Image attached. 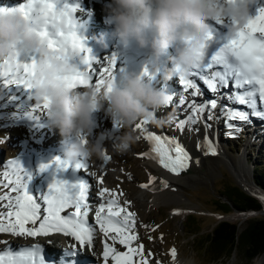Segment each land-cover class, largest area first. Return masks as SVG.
<instances>
[{
	"label": "snow or ice",
	"instance_id": "obj_1",
	"mask_svg": "<svg viewBox=\"0 0 264 264\" xmlns=\"http://www.w3.org/2000/svg\"><path fill=\"white\" fill-rule=\"evenodd\" d=\"M57 2L60 3V0ZM228 2L231 3L233 0ZM11 9H18L25 16H31L41 27L39 34L47 41L50 48L72 50L81 55V67L71 78V87L78 89H80L78 86L84 89L95 87L100 90L106 78L114 79L116 63L114 57L107 59L106 63L97 60L76 32L49 33L46 27L50 23L48 17L54 13V4L51 0H27L26 4L11 7ZM63 9V15L66 18L74 19L73 6L65 3ZM225 23L227 21H217V25L221 27L213 28L208 37L203 58L196 66L178 65L176 67L179 85L182 86L184 93L191 90L190 94L193 97L203 96L204 93L200 87V84H203L212 94L201 103L193 100L188 105L191 109L189 115L183 120L177 119L176 127L181 131L186 125H195L201 119L204 120L205 130H207L211 127L207 121L214 118L218 107L222 109L226 117L225 124L232 138H236V134L242 131L245 125L251 123L253 117L264 119V0H257L255 15L234 36L229 37L223 34ZM210 49L213 50L210 51ZM209 56L210 59L207 58ZM36 64L35 55L21 53H17L9 60L0 61L2 86L7 89L15 85L18 90H27L28 99L31 100L33 94L30 77ZM95 64H100V67L96 68ZM94 73H98L95 83H93ZM16 99L15 96L10 97L11 101ZM222 99H227L229 104H221ZM185 102L186 97L181 94L179 103L184 105ZM46 108V102H37L32 111H24L22 118L35 122L38 119L34 115L35 110H46ZM152 121L154 120L151 118H143L135 125L136 129L144 134V138L152 143L151 152L155 153V157L152 158L157 159L158 163L172 174L179 175L182 171H186L192 159L189 153L175 138L162 137L146 131L145 126ZM114 126L119 127L118 124ZM204 144L206 154H217L213 142L207 135L204 138ZM140 155L151 156V153ZM110 160L111 156L106 152L102 160L103 164L106 165ZM53 167H55V173L50 174L51 182L48 184L47 194L42 197V203L38 202L30 191L29 185L34 175L32 172L21 166L16 169L15 180L8 178V172L4 173L7 179L3 186L17 195L11 197L5 193L0 196V200L8 202L5 206L9 208L7 213H0V233L26 235L32 238L58 233L73 238L81 248L94 249V234L97 229L88 223V216L92 211L88 204L90 185L82 177L71 180L60 178V173L68 172L69 169L74 173L81 169L87 171L89 167L87 158L75 163L57 158L54 164L41 165L39 171L45 172ZM21 172L23 175L20 174ZM92 175L95 176V173ZM155 179L156 177L150 176L149 184ZM161 182L167 187L166 181ZM97 183L103 185V175L98 178ZM148 186L141 185L142 188ZM97 195L102 202L95 210V225L105 238L102 242L103 264H151L148 259L151 253L146 254L142 244L132 246L133 242L139 239L135 231V213L130 212L128 207L121 206L116 199L119 194L110 189L101 187ZM106 196L107 199H105ZM261 200L264 201V196H261ZM125 204L130 202L126 201ZM174 214L178 213L174 212ZM28 224L33 227H26ZM144 227L148 226L144 225ZM109 239L112 241L111 244L108 243ZM0 243L6 242L0 241ZM115 244L123 246L126 251H118L114 247ZM75 248L76 245H72V255H75ZM170 255L175 264L177 255L175 248L170 250ZM36 257L35 247L30 246L20 251L9 248L0 252V264H44L43 257L39 259V262Z\"/></svg>",
	"mask_w": 264,
	"mask_h": 264
},
{
	"label": "clouds",
	"instance_id": "obj_2",
	"mask_svg": "<svg viewBox=\"0 0 264 264\" xmlns=\"http://www.w3.org/2000/svg\"><path fill=\"white\" fill-rule=\"evenodd\" d=\"M51 2L54 13L48 17L49 33H77L75 19L63 15L57 0ZM106 7V23L114 26L111 37L125 50L133 46L146 50L148 57L144 70L124 71L119 81L108 77L100 90L71 87V78L81 67V55L50 48L31 16L0 7V61L17 53L37 57L30 77L32 94L37 102L47 103L48 126L59 130L62 158L72 163L85 157L103 160L109 148L117 154L129 152L138 140V120L170 122L159 113L171 105L174 93L155 82L164 73L170 50L177 51V66H196L217 21H227L223 34L234 36L255 15L257 0H111ZM93 39L103 48L109 47L108 35ZM175 75L176 68L168 78ZM99 111L119 125L116 133L105 131L93 138Z\"/></svg>",
	"mask_w": 264,
	"mask_h": 264
},
{
	"label": "rangeland",
	"instance_id": "obj_3",
	"mask_svg": "<svg viewBox=\"0 0 264 264\" xmlns=\"http://www.w3.org/2000/svg\"><path fill=\"white\" fill-rule=\"evenodd\" d=\"M0 1L4 2V0ZM110 2L111 0H108V3L105 1V5H100L107 6ZM173 93L174 100L171 103V110L166 111L169 106L163 110L165 114L159 113L162 117L168 118L170 122L160 124L152 121L146 125V130L150 132V129L153 128L157 134L172 136L177 141L179 139L183 147L187 146L186 150L192 158L187 172H181L177 180L170 182L167 177L161 176L162 173L159 170L153 169L151 171L150 165L140 155L144 153L146 147H149L147 146L149 141L144 138L143 133L137 130L136 135L141 141L140 143L137 140L131 150L125 154L114 153L109 148L107 153L111 156V160L108 162L109 164H104L105 170L102 169L104 165H102L101 159L95 157L89 159L90 162L87 161L88 165L90 164L89 173L93 178L95 177L92 173L103 175L102 187L118 193L116 198L119 204L128 207L130 212L135 213V231L138 233L139 239L134 241L132 246L136 247L142 244L144 252L146 254L151 253V256H148L151 264H157V262L159 264L170 263L172 261L170 250L173 248L176 250L177 258L189 260L191 264H261V262L264 264V258L260 259L264 255L250 262L245 261L240 255H232L228 260L221 258L220 261L214 262L209 259L208 255L203 254V249H200L199 246L201 235L211 230L215 218H219L218 215H215V218L212 217L209 212L215 210L209 205L214 195H218V191L226 182L240 186L233 170L236 169L238 173H241L240 166H244L246 169V171L244 169V175L248 176L250 182L252 181L253 169L249 159L264 151V119L253 117L251 123L245 125L243 130L236 134V138H232L228 134L230 130L225 124L226 117L222 109L218 107L215 110L214 118L207 121L211 125L207 131H205L203 119L195 125H186L181 131L176 127L177 119L183 120L189 115L191 109L188 105L193 100L201 103L210 96L205 98L198 96L199 99L197 100V98L194 99L181 90ZM181 94L186 97L184 105L179 103ZM11 96H15L17 99L11 101ZM28 100L27 90H18L15 85L6 89L0 80V121H2L0 122V196L5 193L11 197L17 195V193L11 192L9 188L3 186L7 179L4 173L8 172V178L15 180L16 169L23 166L34 174L29 185L30 191L38 202L41 201L42 203L43 195L48 192L51 177L39 171L40 166H38L37 159L31 152L35 150L36 144L43 145L54 141L55 138L46 129V125H48L46 110H35L34 115L38 118L35 122L22 118L24 111H32L37 103V101L30 102ZM221 104L228 105L229 101L223 99ZM95 118L97 127L94 130L93 138L102 132L110 131L111 125H114L112 119L104 111L97 112ZM112 129L118 131L116 127ZM206 135L213 142L217 151L216 155L206 154V145L204 144ZM198 145L201 146L198 147ZM194 149L198 154L193 152ZM256 149H258V153H256ZM252 150L255 152H251ZM28 154H32L31 164L25 163V161L29 162L30 160ZM106 170L109 171L106 172ZM20 174L23 175L22 172ZM150 176L156 177L151 184H149ZM161 181H166L167 187ZM141 185L149 186L142 188ZM240 188L242 189L241 186ZM126 201L130 204H125ZM7 203L5 200H0V213L9 211V208L5 206ZM174 212L178 214H174ZM262 212L264 213V211ZM190 214L192 215L189 219L196 222L195 226H190L187 221ZM243 214L246 216L238 215L236 218L245 219L256 213L249 211ZM12 219L14 220V217ZM144 225L148 227H144ZM26 227L33 226L28 224ZM194 229L202 230L201 235L197 234L193 238L194 235H191V231ZM31 238L26 235L15 236L0 233V241L6 242L0 243V251L9 245H13L17 249L22 244L29 243ZM98 241L99 238L96 240L98 249L95 251V257L97 256L98 263L102 264L99 257L101 255L100 241ZM109 241L112 243L110 239ZM114 246L118 251L124 248L119 244ZM9 247L12 248V246Z\"/></svg>",
	"mask_w": 264,
	"mask_h": 264
},
{
	"label": "trees",
	"instance_id": "obj_4",
	"mask_svg": "<svg viewBox=\"0 0 264 264\" xmlns=\"http://www.w3.org/2000/svg\"><path fill=\"white\" fill-rule=\"evenodd\" d=\"M249 160L253 169V182H251L264 194V151ZM218 192V195H214L209 203L215 208L214 211H209L211 216L214 218L215 215L219 216L212 223L211 230L202 235L200 229L191 231L193 238L197 234L202 236L199 246L203 249V254L208 255L209 259L214 262L220 261L221 258L228 260L232 255H240L245 261L250 262L264 255V213L262 212L264 204L231 182L223 184ZM249 211L256 214L244 220L233 217L238 212ZM191 215H188L187 221L190 226H195L196 222L189 219Z\"/></svg>",
	"mask_w": 264,
	"mask_h": 264
},
{
	"label": "bare ground",
	"instance_id": "obj_5",
	"mask_svg": "<svg viewBox=\"0 0 264 264\" xmlns=\"http://www.w3.org/2000/svg\"><path fill=\"white\" fill-rule=\"evenodd\" d=\"M7 0H4V2L2 1H0V7H7V4L5 3ZM62 2H64V1H70L71 2V5L72 4H85V5H87V9H88V11H90V12H92V14H93V24H96V27H98V25L99 24H104L105 22H106V17H107V7L106 6H104L105 4V1L108 3V0H100L99 2H90V1H88V0H61ZM106 3V4H107ZM100 4H104V5H100ZM84 6V5H83ZM106 7V8H105ZM83 20H85V18H83ZM95 27V28H96ZM22 70V69H21ZM22 72V71H21ZM170 76V74L169 75H167V76H165V77H163V79L168 83V84H170V87H167L170 91H172V92H178V90H180L181 88L178 86V84L174 81V79L173 78H171V79H169L168 77ZM155 82H158V86H160L161 85V81H160V79H159V77H158V80H155ZM162 85H164V83H162ZM203 85V84H202ZM203 93H204V95L203 96H201V97H199V98H205V97H208V96H211L210 94H209V92H208V90L204 87L203 88ZM187 94H189L190 95V97H192V98H197V100L199 99L198 98V96L197 97H193L190 93H187ZM174 100V99H173ZM28 101H36L35 100V98L34 99H31V100H28ZM221 101H223V99L221 100ZM163 110H165V109H163ZM163 110H161V112H162V114L164 113V111ZM168 110H171V105H170V107L168 108V109H166V111H168ZM165 114V113H164ZM103 126V125H102ZM111 127H114V125H111ZM146 127V126H145ZM100 128V127H99ZM147 128V127H146ZM147 131V130H146ZM202 131H203V127H202ZM205 131H207V130H205ZM150 132H153V133H155V134H157V132L153 129V128H151L150 129ZM56 133H58V129H53V135H52V137L56 134ZM157 135H159V134H157ZM161 136H163V135H161ZM163 137H169V136H163ZM169 138H173L172 136H170ZM141 141H139L138 140V143H140ZM178 143L183 147V144L182 143H180V140L178 139ZM51 144V143H50ZM35 145V144H34ZM57 146H59V144H57ZM147 146H149V143L147 144ZM49 147V146H48ZM144 147V146H143ZM40 148V145H38V149ZM149 148L150 147H146L145 148V151H144V153H150L149 152ZM185 150L187 149V146H184L183 147ZM46 150V149H45ZM47 151H48V149H47ZM187 151V150H186ZM188 152V151H187ZM195 154H198L196 151H195V149H194V151H193ZM219 154H221V152L219 151ZM155 155V154H154ZM153 155V157H155ZM224 155V154H223ZM222 156V155H221ZM222 158H224V156H222ZM143 159H144V161H146L149 165H150V168H151V171H153V169H155V170H159L161 173H162V177H167V179H169V181L170 182H172L173 180H177L178 178H179V176L178 175H175V174H172V173H170L168 170H166V169H164L159 163H158V161H156L155 160V158H152L151 156H143ZM87 161H89V159H87ZM90 162V161H89ZM88 163V162H87ZM109 164V163H108ZM90 165V164H89ZM102 165H104L103 164V162H102ZM192 166V165H191ZM103 167V166H102ZM231 167H233L234 168V166L233 165H231ZM103 170H105L106 168H105V165H104V167L102 168ZM235 169V168H234ZM244 166H240V171H241V173H238L237 171H236V169H235V171L233 170V174L235 175V177H236V179L238 180V182L240 183V185H242V187H244L248 192H250V193H255V194H259L260 196H264V194L263 193H261L258 189H257V187H255V184H253L252 182H250V180L244 175V172L246 171V169H245V171H244ZM231 170H232V168H231ZM100 171H101V169H100ZM107 171H109V170H106V172ZM133 171V170H132ZM78 172H80V171H78ZM131 172V171H130ZM82 173V172H81ZM81 173H79V174H81ZM105 173V172H104ZM87 175H89L88 176V178H86L87 180H88V183H89V185H91V186H94L96 189H97V191L103 186V185H101V184H99V183H97V180H98V178H99V176L100 175H95L94 177L95 178H93L92 176H91V173H89V171H88V169H87ZM86 175V176H87ZM133 175V174H132ZM158 176V175H157ZM78 177H80V175H78ZM175 182V181H174ZM94 192H92L91 194L92 195H94L93 194ZM95 196V195H94ZM108 197L106 196L105 197V199H107ZM88 199H90V195L88 196ZM117 199V198H116ZM41 202V201H40ZM96 202H98V203H100V202H102L101 201V199L100 198H98L97 199V201ZM62 214H65V213H62ZM94 222V220H91V224L90 225H92V226H94V227H96V229H97V231L95 232V234H94V245H95V247H94V249L93 248H87L88 250H89V253L90 254H92V256H94L95 257V251H96V249H98L97 248V243H96V240L99 238V241H100V239H104V236L102 235V234H100V232H99V230H98V226H96L95 225V223H93ZM27 238V237H26ZM55 238H54V236L53 235H51V237H49V238H44V240H42L41 241V238H40V236H37V237H35V238H31L30 239V242L29 243H25V244H22L20 247L21 248H28V246H31V247H35L36 249L37 248H39V250L40 251H42V252H44L43 254H45V256L46 257H51L52 258V260L54 261V263H57V264H60V257H61V253L59 252V251H57V249H53V248H51V247H49V244H47V242L45 241V240H48V241H50V242H53V240H54ZM68 239H69V241H66L67 243H73L74 241H73V238H71V237H68ZM18 240V239H17ZM38 243V244H37ZM44 244H46L45 245V247L43 248V246H44ZM63 245V244H62ZM61 244H59L58 246L59 247H61V249L63 248V246H62ZM9 246H12V250H14V249H16V247H14L13 245H9ZM7 247V246H5L4 248L5 249H3V250H1L0 252H3V251H5V250H7V249H9L10 247ZM47 246V247H46ZM17 248V250H21V248ZM60 249V250H61ZM78 250H79V248H78ZM101 252H102V250H101ZM153 256V255H152ZM97 257V256H96ZM95 257V258H96ZM264 257H261L260 259H263ZM102 262H103V260H102ZM260 262H261V260H260ZM47 264H52V262L51 261H47ZM86 264H89V263H86ZM93 264H97V263H95V262H93ZM168 264H173V259H172V261L170 262V263H168ZM175 264H191V262L189 261V260H183V259H180V258H175ZM261 264H262V262H261Z\"/></svg>",
	"mask_w": 264,
	"mask_h": 264
},
{
	"label": "water",
	"instance_id": "obj_6",
	"mask_svg": "<svg viewBox=\"0 0 264 264\" xmlns=\"http://www.w3.org/2000/svg\"><path fill=\"white\" fill-rule=\"evenodd\" d=\"M189 169H187L186 171H182V172H187ZM237 180V179H236ZM238 181V180H237ZM240 184V183H239ZM241 187H242V185H240ZM242 189L247 193V194H249V195H251V196H254V197H256L257 199H259L263 204H264V201H262L261 200V196L259 195V194H255V193H250V192H248L244 187H242ZM238 215H242V217L243 216H246V215H244L243 213H236L235 215H233V217H236V216H238ZM246 219V218H245ZM244 220V219H243Z\"/></svg>",
	"mask_w": 264,
	"mask_h": 264
}]
</instances>
